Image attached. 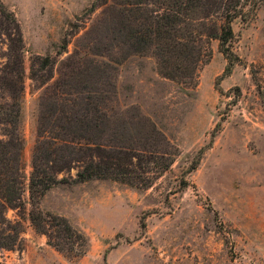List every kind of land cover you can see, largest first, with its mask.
Listing matches in <instances>:
<instances>
[{"label":"rangeland","instance_id":"1","mask_svg":"<svg viewBox=\"0 0 264 264\" xmlns=\"http://www.w3.org/2000/svg\"><path fill=\"white\" fill-rule=\"evenodd\" d=\"M0 1L14 13L24 43L26 183L40 103L51 91L62 96L63 83L79 69L109 83L97 88L111 128L141 139L153 124L177 149L147 189L89 180L58 185L43 196L42 211L67 219L86 236L88 248L79 259L65 257L34 231L25 191L24 250H0V264H264V5L247 21L231 24L234 64L227 70L211 42V56L188 88L160 77L151 56L131 54L115 31V0L84 19L59 56L58 45L91 0ZM33 56L54 59L37 73L51 78L44 85L31 79Z\"/></svg>","mask_w":264,"mask_h":264},{"label":"trees","instance_id":"2","mask_svg":"<svg viewBox=\"0 0 264 264\" xmlns=\"http://www.w3.org/2000/svg\"><path fill=\"white\" fill-rule=\"evenodd\" d=\"M107 2L91 0L90 6L70 24L58 45L57 56L66 51L69 38L78 32L84 19ZM112 5L118 18L115 31L121 33L131 54L151 56L160 77L192 88L198 71L211 56V42H217L227 70L234 64L231 24L235 20L247 21L264 0H115ZM23 58L19 22L0 1V250H24L23 194L27 191L31 207L27 215L34 231L65 257L79 259L88 248L86 236L67 219L42 211L39 205L43 196L58 185L89 180L147 189L170 167L177 149L153 124H148L141 139L125 137L111 128L97 88L109 83L99 82L87 73L82 75L85 70L79 69L63 83L62 96L51 91L40 103L38 139L26 183L20 132ZM53 63L50 56H33L31 79L47 83L51 78L42 79L37 73L47 71ZM73 169L74 179L58 178ZM9 211L15 216L10 218Z\"/></svg>","mask_w":264,"mask_h":264}]
</instances>
